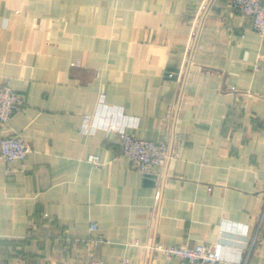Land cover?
<instances>
[{
	"label": "crops",
	"instance_id": "crops-1",
	"mask_svg": "<svg viewBox=\"0 0 264 264\" xmlns=\"http://www.w3.org/2000/svg\"><path fill=\"white\" fill-rule=\"evenodd\" d=\"M5 82L27 104L0 139L31 151L0 158V264H68L97 235L107 264H178L159 247L186 241L264 264V40L227 1L0 0ZM101 93L139 117L132 134L167 144L162 166L82 133Z\"/></svg>",
	"mask_w": 264,
	"mask_h": 264
},
{
	"label": "built area",
	"instance_id": "built-area-1",
	"mask_svg": "<svg viewBox=\"0 0 264 264\" xmlns=\"http://www.w3.org/2000/svg\"><path fill=\"white\" fill-rule=\"evenodd\" d=\"M235 7L246 19L250 20L252 27L264 40V0H225ZM27 98L15 91L9 82L0 85V128L8 125L13 114L25 108ZM139 117L128 114L123 105L112 104L107 101V95L101 93L96 111L85 114L81 131L84 134L96 135L103 130L117 135V143L123 155L129 157L136 168L142 172H149L153 168L162 166L169 157L167 144L139 138L130 132V128L138 127ZM31 151V145L21 135H11L0 139V158L7 163L20 161L23 163ZM89 160L98 165L100 157L91 155ZM159 198V192L156 194ZM97 224L92 229H97ZM224 231L249 235V227L240 223L225 220L221 225ZM107 242L102 235L89 240L91 249L88 256L81 260H72L68 264H107L101 258L95 256L93 248ZM161 249L167 257L176 256L180 259L178 264H221L226 260L243 264L241 250L234 257L228 256L230 247L223 241L216 243H200L191 245L188 241L183 244L164 246ZM122 264H130L128 258L123 259Z\"/></svg>",
	"mask_w": 264,
	"mask_h": 264
}]
</instances>
